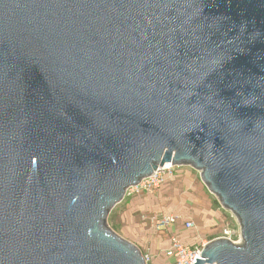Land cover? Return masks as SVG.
I'll return each instance as SVG.
<instances>
[{
	"label": "water",
	"instance_id": "water-1",
	"mask_svg": "<svg viewBox=\"0 0 264 264\" xmlns=\"http://www.w3.org/2000/svg\"><path fill=\"white\" fill-rule=\"evenodd\" d=\"M189 166L264 264V0H0V264H147L108 217Z\"/></svg>",
	"mask_w": 264,
	"mask_h": 264
},
{
	"label": "crops",
	"instance_id": "crops-1",
	"mask_svg": "<svg viewBox=\"0 0 264 264\" xmlns=\"http://www.w3.org/2000/svg\"><path fill=\"white\" fill-rule=\"evenodd\" d=\"M113 211L131 225L129 235H120L149 257L148 264H171L166 251L174 240L194 248L222 237L223 230L230 227L227 217L232 218L204 184L200 173L189 166H176L153 193L142 191L126 196ZM169 215L178 216L176 222L160 224ZM187 221L194 226L188 228ZM233 223V230L239 231L238 223Z\"/></svg>",
	"mask_w": 264,
	"mask_h": 264
},
{
	"label": "built area",
	"instance_id": "built-area-1",
	"mask_svg": "<svg viewBox=\"0 0 264 264\" xmlns=\"http://www.w3.org/2000/svg\"><path fill=\"white\" fill-rule=\"evenodd\" d=\"M170 163L165 164L162 167H159L156 171L153 172L149 177L144 178L138 185L132 186L127 189L126 196H131L135 193H140L142 191L154 192L165 180L167 175H172L174 168ZM178 216L169 215L165 216L160 220V224H171L176 222ZM188 228L193 227L194 224L191 221L186 222ZM222 237L228 238L233 242H240L239 231L233 230L230 227H227L223 230ZM204 245L196 246L194 248H188L179 244L174 240L173 245L166 251L167 257L172 259L171 264H194L197 261V258L201 257ZM146 262L148 264L149 257H146Z\"/></svg>",
	"mask_w": 264,
	"mask_h": 264
},
{
	"label": "rangeland",
	"instance_id": "rangeland-1",
	"mask_svg": "<svg viewBox=\"0 0 264 264\" xmlns=\"http://www.w3.org/2000/svg\"><path fill=\"white\" fill-rule=\"evenodd\" d=\"M113 212V214H112ZM115 211H111L109 217H108V224L109 226L114 230L116 231L118 234H125V235H129L130 232L128 230L129 227H131V225L123 218H121L119 215V213L115 214ZM230 216H232V214H229ZM227 222L230 223V228L231 229H234V223L233 222H236L235 224H237V221L235 220V218L232 216L231 217H227ZM238 225V224H237Z\"/></svg>",
	"mask_w": 264,
	"mask_h": 264
}]
</instances>
